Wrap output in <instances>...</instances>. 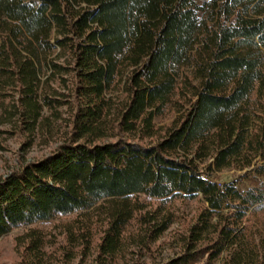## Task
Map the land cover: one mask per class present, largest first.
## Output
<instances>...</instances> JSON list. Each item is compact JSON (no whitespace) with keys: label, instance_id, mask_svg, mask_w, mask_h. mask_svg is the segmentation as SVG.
Masks as SVG:
<instances>
[{"label":"trees","instance_id":"obj_1","mask_svg":"<svg viewBox=\"0 0 264 264\" xmlns=\"http://www.w3.org/2000/svg\"><path fill=\"white\" fill-rule=\"evenodd\" d=\"M1 127L58 143L0 177L22 264L58 217L73 250L100 233L115 260L132 223L155 242L192 202L161 264H264V182L211 178L264 160V0H0Z\"/></svg>","mask_w":264,"mask_h":264},{"label":"rangeland","instance_id":"obj_2","mask_svg":"<svg viewBox=\"0 0 264 264\" xmlns=\"http://www.w3.org/2000/svg\"><path fill=\"white\" fill-rule=\"evenodd\" d=\"M206 1V0H202ZM166 123V122H165ZM4 130L6 127H1ZM27 138L24 135H2L0 137V177L9 175L20 165L36 161L48 155L57 146L56 139L48 144L36 140L31 146H25ZM264 165V160L258 158L253 165L244 171L235 169L212 173L211 178L219 183L237 181L239 191L247 190L264 182V174L256 171ZM197 203H176L171 211L174 213V222L163 235L155 242L148 241L142 245L137 240L139 228L137 223H132L127 231L129 238L120 249L115 260L102 259L97 245L100 242V233H96L85 247L82 242L74 247L66 239L64 225L74 219V216L58 217L54 222L39 224L36 227L46 234L45 259L43 264H161L173 258L178 253L177 236L183 233L186 227L193 222ZM264 224V220L262 221ZM23 229L13 230L10 234L0 238V264H22L23 259L18 253L15 239L23 233Z\"/></svg>","mask_w":264,"mask_h":264}]
</instances>
